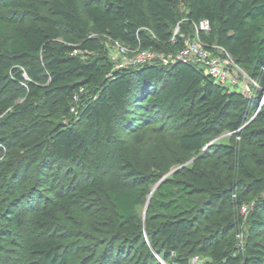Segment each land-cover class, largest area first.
Segmentation results:
<instances>
[{
  "label": "trees",
  "instance_id": "16d2710c",
  "mask_svg": "<svg viewBox=\"0 0 264 264\" xmlns=\"http://www.w3.org/2000/svg\"><path fill=\"white\" fill-rule=\"evenodd\" d=\"M179 6L185 7V16L176 24ZM203 19L208 20L210 30L199 33L201 40L223 49L264 89V0H90L82 9L77 0H0V116L12 125L32 111L33 100L45 99L51 100L50 111L60 107L67 120L52 126L47 146L40 144L43 165L73 161L86 165L92 148L101 142L114 143V120L121 112L144 106L157 109L167 100L187 107L192 120L177 137L182 151L204 150L208 133L220 124L237 136L240 142L213 149L246 179L253 197L258 198L245 241L239 244L242 217L231 218L221 212V206L240 202L241 197L231 192L232 184L215 182L196 158L186 169L185 179L165 178L156 187L152 207L157 213L144 222L146 242L135 211L144 201L146 184L108 189L93 172L80 186L46 199L29 221L19 210L10 219L4 216L9 233L19 238L17 245L30 257V264H86V246L78 238L57 235L51 229L61 212L98 191L104 192L114 209L118 235L143 246L142 264L153 257V251L175 254L178 264H189L184 247L206 253L209 261L205 264H264V245L255 239L264 230V217L258 212L264 206V197L258 196L264 191V102L259 106L257 96L216 84L200 66L182 60L114 67L107 48L93 35L135 51L175 54L194 37V24ZM173 23L176 34L169 30ZM11 83L24 84L23 104L13 105L3 97ZM143 95L150 97L143 102ZM74 99L78 101L77 121L71 118ZM155 119L157 115L140 114L134 120ZM254 122L260 126L255 128ZM20 133L14 130L12 137ZM253 146L259 154L250 149ZM119 160L125 162L122 147ZM252 161L259 164V170L251 167ZM197 192L207 193L203 203L195 198ZM207 210L212 223L227 232L198 235L195 215Z\"/></svg>",
  "mask_w": 264,
  "mask_h": 264
},
{
  "label": "rangeland",
  "instance_id": "374dc122",
  "mask_svg": "<svg viewBox=\"0 0 264 264\" xmlns=\"http://www.w3.org/2000/svg\"><path fill=\"white\" fill-rule=\"evenodd\" d=\"M88 1L90 0H77L80 9ZM43 13H46L45 8ZM184 16L185 7L179 6L176 9V24ZM176 24L169 26L172 33L177 30ZM93 35L107 48L114 67L122 65V58L132 59L136 54L135 50L126 46L111 44L108 39ZM120 47L125 49V53L120 52ZM152 52L151 63L163 65L172 63L168 56L170 53ZM95 54L96 52L92 53V55ZM226 71L230 77L238 81L225 88L244 96H257L259 106L263 104L264 89L259 86L258 79H253L249 71L236 63L232 57L231 62L226 66ZM23 76L28 78L26 73H23ZM246 86L248 89L245 88ZM85 92L87 90L84 94ZM3 97L13 105L23 104L24 84L11 83ZM148 97L150 96L143 95V102ZM50 105L51 100H33L30 104L32 111L18 117L12 125L3 121L5 116H0V264H30V257L20 252L17 245L19 238L9 233L7 228L9 221L4 216L10 219L12 212L19 210L21 215L29 221L39 213L46 199L64 195L68 190L80 186L90 178L93 172L101 176L108 189L146 184L144 201L136 207L135 211L142 221L143 237L147 242L144 222L149 215L154 216L157 213L152 207L156 187L165 178L185 179L186 169L192 166L196 158H199L201 165L209 170L215 182L219 180L225 186L232 184L231 192L241 197L240 202L221 206V212L229 214L231 218L236 214L242 217V232L237 239L239 244L244 243L251 213L257 206L258 198L253 197L252 190L246 185V179L230 169L213 149L218 144L240 142L224 124L217 125L208 133L204 150L198 153H187L177 144L178 135L192 124V120L186 114L187 107L175 103L168 104L167 100H164L157 109L149 106L140 109L128 108L125 114L121 112L114 120V143L110 145L101 142L92 148L86 165L73 161L45 166L41 161L44 147L41 149L39 146L41 143L44 146L48 145L54 124L67 121L60 107L55 106L50 111ZM72 105L71 118L77 121L79 119L78 101L74 99ZM258 110L252 113L251 118L255 117ZM140 114L157 115V119L134 120ZM253 126L256 128L260 124L254 122ZM14 130L21 132L17 138L12 137ZM2 137L5 138L4 142ZM121 147L125 151V162L117 161V154ZM250 149L259 154L255 146ZM250 165L255 170L260 169L256 161H252ZM194 196L203 203L207 193L197 192ZM258 196L264 197V191ZM12 203L14 205H11ZM215 209L214 207L211 210ZM258 212L264 217V206H259ZM158 213L165 216V213ZM211 214L210 210H207L203 215L201 212L195 215V229L201 237L215 234L220 236L227 232L219 225L212 223ZM52 230L57 235L66 234L78 238L89 252L86 264L143 263V246L141 247L140 243L134 240L122 239L118 235L117 216L103 191L79 200L72 208L61 212ZM255 239L264 245V230L257 232ZM183 250L189 264H205L209 261L206 253L188 247H184ZM152 256L144 264H178L175 254L163 256L153 251Z\"/></svg>",
  "mask_w": 264,
  "mask_h": 264
},
{
  "label": "built area",
  "instance_id": "2783aa9c",
  "mask_svg": "<svg viewBox=\"0 0 264 264\" xmlns=\"http://www.w3.org/2000/svg\"><path fill=\"white\" fill-rule=\"evenodd\" d=\"M209 30L210 24L206 19L200 20L197 24H194V37L187 39L183 48L177 53L168 55L169 60L171 62L182 60L196 64L200 66L216 84L226 87L238 81L230 77L226 71L227 64L231 62V56L220 47L208 46L201 40L199 33H206ZM177 31L178 28L174 34H176ZM124 50L123 47H120L121 53H125ZM135 53L132 59H127L126 57L122 58V65L120 66L144 65L151 63L153 60L152 51H135ZM245 88L248 89L247 86Z\"/></svg>",
  "mask_w": 264,
  "mask_h": 264
},
{
  "label": "bare ground",
  "instance_id": "6f19581e",
  "mask_svg": "<svg viewBox=\"0 0 264 264\" xmlns=\"http://www.w3.org/2000/svg\"><path fill=\"white\" fill-rule=\"evenodd\" d=\"M153 192V191H152ZM152 192H151V194H152Z\"/></svg>",
  "mask_w": 264,
  "mask_h": 264
}]
</instances>
